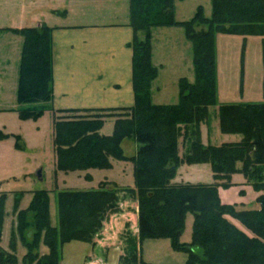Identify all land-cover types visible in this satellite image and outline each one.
<instances>
[{
    "label": "trees",
    "instance_id": "obj_1",
    "mask_svg": "<svg viewBox=\"0 0 264 264\" xmlns=\"http://www.w3.org/2000/svg\"><path fill=\"white\" fill-rule=\"evenodd\" d=\"M211 6L210 16L199 5L192 18L179 21L175 0H130L134 106L61 110L68 115L54 121V145L57 168L66 172L111 168V158L132 161L135 187L101 183L96 189L60 190L57 226L51 224L49 192L33 191L29 206L19 213L21 225L32 213L30 224L36 229L34 242H28L32 245L25 256L28 261L20 262L13 250L0 249V264H60L62 246L72 240L92 242L127 193L138 201L139 234H126L121 264H148L139 257V246L158 238H168L174 250L186 252V264H264V193L257 199V210H237L222 203L219 195V186H231L237 172L255 190H264V101L219 105L221 131L240 134V141L205 145L201 139V124L208 119L209 108L218 104L216 36H264V0H211ZM156 26H182L192 43L195 80L180 79L175 104L151 100V83L158 75L151 44V29ZM13 31L24 38L17 112L21 119L38 118L50 109L53 94L52 28L42 24ZM107 117L116 118L111 135L100 133ZM9 135L0 131V139ZM14 136L17 146L23 148L21 136ZM125 138L137 141L136 155L124 154L121 143ZM180 138L187 145L183 156L179 154ZM184 162L210 163L216 182L173 183ZM23 194L16 196L19 199ZM188 214L194 217L192 239L183 242ZM226 215L240 220L253 236ZM42 238L49 250L44 255L31 250L38 249Z\"/></svg>",
    "mask_w": 264,
    "mask_h": 264
},
{
    "label": "crops",
    "instance_id": "obj_2",
    "mask_svg": "<svg viewBox=\"0 0 264 264\" xmlns=\"http://www.w3.org/2000/svg\"><path fill=\"white\" fill-rule=\"evenodd\" d=\"M42 24L52 28L53 94L49 107H53L57 116L64 115L58 113L61 110L134 106L133 51L130 46L134 29L130 25V0H0V107H9L8 100L13 94L17 100L24 38L13 29L38 27ZM177 28H182L186 45L175 42L176 37L179 39ZM151 44L152 63L158 68V75L151 83V100L154 104H175L179 100L180 79L187 77L190 82L195 80V73L194 78H191L182 71V66L184 71L192 67L194 69L192 43L182 26H156L151 29ZM180 49H184L186 53ZM217 97L219 99L218 89ZM115 119L107 117L100 133L111 135ZM108 120H112V125L110 128L106 127L108 130L105 132L103 129ZM209 120L201 124V138L205 145L241 140L240 134L221 131L219 116L216 129ZM127 143L133 144V148L126 150ZM179 143L182 149L180 151L179 147V154L183 156L187 145L183 138H180ZM121 146L126 156L136 155L139 148L133 138H125ZM116 161L123 165L116 173L105 175L104 180L120 187L134 188L132 161L111 158L112 167L100 170L113 171ZM172 182L211 184L216 179L210 163L184 162L178 166ZM231 182V186L227 188L219 186L222 203L234 205L237 210L260 208L257 199L264 190H255L251 181L240 172L232 175ZM127 205L128 201L122 206L123 212L119 214L121 219L116 214L111 215L110 225L106 219V227L102 228L92 242L72 240L65 243L61 248L60 264H121L124 249L117 241V233L130 222L134 236L138 237L139 234L138 201L134 199L131 210H128ZM127 211L132 214V219ZM226 217L249 236H253L241 221L230 215ZM193 222V215L188 214L181 236L183 242L191 241ZM148 245L153 246L150 259L145 256ZM65 246H68V250ZM139 247V257L148 264H186L188 257L186 252L174 250L168 238L147 239ZM48 251H42L41 255ZM18 258L22 262V257Z\"/></svg>",
    "mask_w": 264,
    "mask_h": 264
},
{
    "label": "rangeland",
    "instance_id": "obj_3",
    "mask_svg": "<svg viewBox=\"0 0 264 264\" xmlns=\"http://www.w3.org/2000/svg\"><path fill=\"white\" fill-rule=\"evenodd\" d=\"M198 5H202L206 15L210 16L211 0H176V18L180 21L189 20L193 17ZM199 28L204 29L206 27L199 26ZM177 29H179L177 30L179 31V39L176 37L175 42L178 45L180 43L185 44L182 28ZM216 46L219 99L216 106L209 108V116L206 120L210 119V124L212 123L215 129L218 125L216 124L218 116L216 107L219 105L232 102L264 101V36L219 33L216 36ZM180 50L186 53L184 49ZM187 51L189 52V50ZM182 71L184 75L194 78L193 67L184 71L182 66ZM8 101H10L9 107H0V130L11 133L7 138L0 139V198L3 195L5 197L3 204H0V249L13 250L17 257H22V262H27L25 256L29 250L28 247H32L28 242H34L36 229L30 224L32 213L29 212L28 221H23L22 225L19 217L23 218V216H19V213L29 206L33 191L46 189L49 192L51 224L57 226V193L60 190H82L89 187L96 189L101 183L112 185L111 181L104 180V176L116 173L123 163L116 161L115 169L106 172L99 168L67 172L58 169L54 145V121L56 117H59L57 112L53 107H50L38 118L21 119L17 112L20 105L15 94ZM58 113L62 114V112ZM110 121L112 120L107 121L103 131L106 132L108 129L105 128L111 127ZM14 134H20L23 148L17 146ZM126 145V150L133 148V144L127 143ZM178 147L182 151L180 143ZM39 172L41 176L38 175ZM88 176L91 178H87ZM21 191H24V194L18 199L16 193ZM134 199L136 198L128 193L123 195L119 210L107 215V224H111V215L116 214L118 215L117 218L121 219L119 214L123 212L122 206L124 207L126 201H128V210H131ZM16 201H18L17 207L15 206ZM126 213L130 219L133 218L129 211ZM106 219L103 222V227H106ZM127 233L134 237V229L130 222L123 226L121 232L117 233V241L122 244L123 249ZM42 237H44L43 233ZM152 247L149 245L146 247L145 256L148 259L151 258L149 254L152 252ZM47 249L48 247L43 243L42 238L38 249L33 248L31 250L37 251L41 255L42 251ZM65 249L68 250V246H65Z\"/></svg>",
    "mask_w": 264,
    "mask_h": 264
},
{
    "label": "water",
    "instance_id": "obj_4",
    "mask_svg": "<svg viewBox=\"0 0 264 264\" xmlns=\"http://www.w3.org/2000/svg\"><path fill=\"white\" fill-rule=\"evenodd\" d=\"M38 175L41 176V173L39 172Z\"/></svg>",
    "mask_w": 264,
    "mask_h": 264
}]
</instances>
